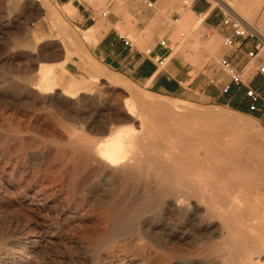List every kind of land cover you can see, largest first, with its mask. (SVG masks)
Returning <instances> with one entry per match:
<instances>
[{
	"label": "rangeland",
	"instance_id": "374dc122",
	"mask_svg": "<svg viewBox=\"0 0 264 264\" xmlns=\"http://www.w3.org/2000/svg\"><path fill=\"white\" fill-rule=\"evenodd\" d=\"M124 1L80 0L96 11L100 22L106 27L110 26V21L101 15V11L109 5L110 11L117 13L116 3ZM201 1L215 8L223 7L220 0ZM226 1L230 2L233 10L237 7L234 0ZM202 18L197 16L198 21L186 27L181 26V20L175 22L166 18L165 22L167 26L174 27L170 37L174 53L181 52L188 62L209 75V79H204L203 83L213 80L210 86L214 88V60L217 59H214V53L221 47L222 38L219 37L218 42L214 43V39L203 35ZM242 18L255 28L257 19L250 10L246 18ZM118 29L124 32L122 28ZM84 31L75 25L73 10L67 11L53 0H0V264H214V253L203 245L204 231L199 228L200 216L177 214L154 207L151 228L146 232L149 239L142 237L135 241L141 250L125 244L133 238L130 230H124L118 236L107 233L111 221L109 205L122 202L126 208L131 207V201L141 191V186L139 188L137 183L129 182L124 192H119L115 183L113 185L104 176L95 175L90 168L81 169L84 173L74 177L71 171L78 169L72 167L76 158L65 133L59 129V123H71L66 118L70 111L79 112V123L94 118L106 119L113 110L106 109V106L117 101L115 95L103 97L95 92L86 95L83 94L85 88H81L73 91L77 94L74 104L64 97L48 100L49 104L48 101L41 103L34 87L44 65L50 64L58 91H67L75 80L87 84L95 77L106 87L111 85L116 91H124L138 100L166 107L174 113L190 115L194 109L212 111L220 119L249 126L250 129L245 131L248 145L250 149L263 154L264 124L251 112L234 109L227 103L214 104V99L194 95L193 99L184 100L149 92L97 60L92 52L96 39L86 40L83 38ZM129 37L137 41L131 35ZM259 39L260 55L264 58V39L260 35ZM66 108H69L68 112ZM94 133L88 134L91 141L99 137ZM20 141H23L21 146ZM84 143H89V140ZM70 180L73 181L72 185ZM135 187H138L136 193L130 189Z\"/></svg>",
	"mask_w": 264,
	"mask_h": 264
},
{
	"label": "bare ground",
	"instance_id": "6f19581e",
	"mask_svg": "<svg viewBox=\"0 0 264 264\" xmlns=\"http://www.w3.org/2000/svg\"><path fill=\"white\" fill-rule=\"evenodd\" d=\"M220 2L226 8L232 7L226 0H220ZM234 2L237 5L234 10L239 16L246 18V13L250 10L251 15L257 19V23L255 28L254 25L248 24L264 39V0H234ZM186 23H194V19L189 18ZM93 27L90 30H93ZM34 88L41 103L64 97L66 101L74 104L77 94L73 91H78L81 88H85L83 94L86 95H91L93 92L103 97L115 95L117 101L106 106V109H113L106 119L94 118L91 121L79 123V112L70 111L66 118L71 123L68 125L62 121L59 123V129L65 133L66 141L71 145L73 156L76 158L74 166L71 161L72 167L78 168L76 171H71L74 177L83 172L81 169L90 168L95 175H99V177L102 175L106 180L112 182L111 184L115 183L116 190L119 192H124L129 182L137 183L138 187L141 186V188L139 187L141 191L131 201V207L126 208L127 206L125 207L122 202L109 205L108 213L111 221L108 220L110 228H108V232L106 231L107 233L116 236L122 234L121 232L124 230H130L133 233V238L125 244L133 245L136 250H141V246L136 245L135 241L142 237L149 239L146 232L151 228V212L154 207H161L172 213L200 216L199 228L204 231L202 233L203 245L208 247L206 249L211 253H214V264H264V154L250 149L248 136L245 132L248 128L250 129L249 126L220 119L219 115L208 110L194 109V113L190 115L174 113L166 107L138 100L124 91H116L111 85L106 87L95 77L87 84L75 80L67 91H58L56 76L53 73V66L50 64L44 65ZM68 109L66 108L65 111ZM58 116L60 117V115ZM215 122H219V125H214ZM121 124L131 126L140 135L137 137V149L132 157L127 162L114 166L98 157L94 146L100 138L107 135L114 125ZM23 131L25 130L23 129ZM91 132H96L99 135L94 141L88 138V134ZM87 140L89 143H84ZM22 142H19L20 146ZM70 145L67 146L70 147ZM94 180L96 181V179ZM90 182L92 183V181ZM134 183L131 184L134 185ZM85 184L87 185V183ZM69 186L70 184L67 187ZM138 187L130 189L132 192L135 190L136 193ZM113 190L115 191V189ZM112 197L114 198V195ZM123 198L122 196L121 199ZM154 225L156 224L154 223ZM94 241L92 240V242ZM141 242L142 240L139 243ZM200 247L202 246L200 245ZM187 254L189 256V253Z\"/></svg>",
	"mask_w": 264,
	"mask_h": 264
},
{
	"label": "crops",
	"instance_id": "0c3cea01",
	"mask_svg": "<svg viewBox=\"0 0 264 264\" xmlns=\"http://www.w3.org/2000/svg\"><path fill=\"white\" fill-rule=\"evenodd\" d=\"M53 2L67 11L73 10L75 25L85 30L84 38L96 39L92 47L94 57L129 81L154 94L184 100H191L194 95H198L214 99V104L234 105L241 109L237 110L251 112L264 124V76L258 71L256 59L249 55L250 51H256L257 40L237 38L231 47L221 44L214 53V59L217 58L214 60V88L210 86L213 80L203 83L204 79H209V75L188 62L181 52L174 53V45L170 40L174 27L167 26L166 18L175 22L181 20V26L186 27L189 25L187 19H194L196 23V17L202 16L203 35L217 43L219 37L229 33V29L222 25L223 14L219 8L201 0H192L189 4L180 0H125L115 5L119 13L110 11L109 5L105 9L106 15L102 14L104 10L101 11V15L110 21V26L106 27L100 22L96 11L80 0ZM91 27L93 30H90ZM129 35L137 41H133ZM125 39L130 44H126ZM161 40L173 46L172 50L162 46ZM223 56L229 59L234 68L246 73L242 84H230L229 74L219 64ZM227 84H230V88L224 92ZM248 89L258 94L256 101L247 95ZM251 103L256 105V110L249 108Z\"/></svg>",
	"mask_w": 264,
	"mask_h": 264
},
{
	"label": "built area",
	"instance_id": "2783aa9c",
	"mask_svg": "<svg viewBox=\"0 0 264 264\" xmlns=\"http://www.w3.org/2000/svg\"><path fill=\"white\" fill-rule=\"evenodd\" d=\"M151 5V2H148ZM219 9L222 11V25L229 29V33H226L222 36V45L226 47H231L236 43L237 38H256L257 42L255 44L256 51H250L249 55L254 57L258 63V71L264 76V58L260 55V46L261 42L259 39V35L257 32L247 24V22L240 17L232 7L226 8L219 6ZM103 15L107 14V10L102 12ZM126 44H130L129 40H124ZM160 44L172 50L173 46H169L166 44L165 40H161ZM149 52V50H147ZM219 64L223 70H225L230 76V84H242L243 80L246 76V73L243 71H239L231 64L229 59L225 56L219 59ZM230 84H227L224 87V92L228 91L230 88ZM247 95L251 97L253 101L258 99V94L253 89L247 90ZM249 108L251 110H256L257 107L254 103H251Z\"/></svg>",
	"mask_w": 264,
	"mask_h": 264
},
{
	"label": "clouds",
	"instance_id": "9594fccd",
	"mask_svg": "<svg viewBox=\"0 0 264 264\" xmlns=\"http://www.w3.org/2000/svg\"><path fill=\"white\" fill-rule=\"evenodd\" d=\"M140 135L129 125H114L106 136L94 146L98 157L111 164L119 165L127 162L137 149V137Z\"/></svg>",
	"mask_w": 264,
	"mask_h": 264
},
{
	"label": "trees",
	"instance_id": "16d2710c",
	"mask_svg": "<svg viewBox=\"0 0 264 264\" xmlns=\"http://www.w3.org/2000/svg\"><path fill=\"white\" fill-rule=\"evenodd\" d=\"M233 107H234V108H236V109H240L239 107H237V106H234V105H233ZM240 110H241V109H240Z\"/></svg>",
	"mask_w": 264,
	"mask_h": 264
}]
</instances>
